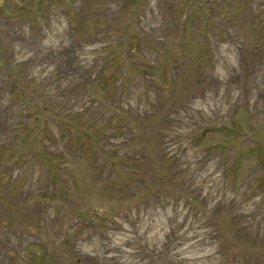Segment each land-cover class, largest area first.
I'll list each match as a JSON object with an SVG mask.
<instances>
[{"label": "rangeland", "instance_id": "obj_1", "mask_svg": "<svg viewBox=\"0 0 264 264\" xmlns=\"http://www.w3.org/2000/svg\"><path fill=\"white\" fill-rule=\"evenodd\" d=\"M181 1L0 0V264H264V0Z\"/></svg>", "mask_w": 264, "mask_h": 264}, {"label": "trees", "instance_id": "obj_2", "mask_svg": "<svg viewBox=\"0 0 264 264\" xmlns=\"http://www.w3.org/2000/svg\"><path fill=\"white\" fill-rule=\"evenodd\" d=\"M174 11L176 14L186 15V19L189 20H196V18L201 19L200 20V26L202 27H209V22L207 19V16L203 13L202 5H200L197 0H186V1H181L180 4L177 6H173ZM213 20V19H212ZM211 39L208 37L207 40L205 41V45L210 44Z\"/></svg>", "mask_w": 264, "mask_h": 264}, {"label": "bare ground", "instance_id": "obj_3", "mask_svg": "<svg viewBox=\"0 0 264 264\" xmlns=\"http://www.w3.org/2000/svg\"><path fill=\"white\" fill-rule=\"evenodd\" d=\"M183 250H184V248H182L180 252H182ZM188 259H189V258H188Z\"/></svg>", "mask_w": 264, "mask_h": 264}]
</instances>
